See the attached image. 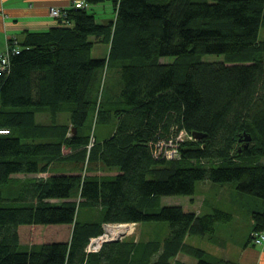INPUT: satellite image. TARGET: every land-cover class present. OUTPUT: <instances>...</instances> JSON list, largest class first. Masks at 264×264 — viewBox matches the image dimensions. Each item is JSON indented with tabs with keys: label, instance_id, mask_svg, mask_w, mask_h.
Returning <instances> with one entry per match:
<instances>
[{
	"label": "trees",
	"instance_id": "16d2710c",
	"mask_svg": "<svg viewBox=\"0 0 264 264\" xmlns=\"http://www.w3.org/2000/svg\"><path fill=\"white\" fill-rule=\"evenodd\" d=\"M83 1L8 42L0 264H239L192 243L224 247L231 232L218 228L229 210L161 198L193 196L198 181L229 185L251 200L247 241L264 231V0ZM106 2L112 17L102 21L93 5ZM100 43L104 56L95 57ZM112 77L109 98L102 81ZM145 221L167 230L86 249L104 223ZM38 224L72 227L67 239L22 243L19 227Z\"/></svg>",
	"mask_w": 264,
	"mask_h": 264
},
{
	"label": "rangeland",
	"instance_id": "374dc122",
	"mask_svg": "<svg viewBox=\"0 0 264 264\" xmlns=\"http://www.w3.org/2000/svg\"><path fill=\"white\" fill-rule=\"evenodd\" d=\"M108 4L107 2L105 3ZM98 6H101L97 4ZM101 8V7H98ZM108 13L106 17H112L111 7L108 5L104 10ZM259 38H264V26L259 28L258 32ZM208 59L216 58L215 55H208ZM212 58V59H213ZM108 79V78H107ZM117 81L109 79L108 81L103 79L102 86H104L103 93L109 94L108 97L112 96L114 93ZM111 95V96H110ZM38 118L46 120L47 117L44 113L38 115ZM61 120L67 121L66 115L60 117ZM89 122H93V116L89 117ZM179 136L185 137L184 133H181ZM174 147V146H172ZM100 172V171H99ZM46 174H36L35 176H45ZM34 176V175H33ZM14 178H23L24 175L18 174L14 175ZM195 195H164L161 198V203L165 205L169 204H178L181 205L185 210L204 211L210 205H216V207L229 210L232 214V217L237 218L238 220L244 223L245 218L248 213V205L251 202L250 198L246 196H241L237 194L229 185H220L219 183H208L204 181H198L196 183ZM158 225H157V224ZM233 224L231 227L232 234L229 236L227 244H231L233 249L240 247L246 243L247 234L245 225ZM111 225H118V223H107ZM132 224V230L126 232L122 235V238L128 237H139V236H151L155 235L157 231H162L164 233L167 230V224L165 222H139V223H128ZM71 225L67 224H47V225H22L19 227V234L22 243H42L50 240H61L69 236ZM104 231V225H103ZM199 246L205 247L207 249H213L209 246L210 243H207L205 239L199 237H193ZM261 249H263L261 247ZM264 250V249H263ZM209 251V250H207ZM210 252V251H209ZM232 252V251H227Z\"/></svg>",
	"mask_w": 264,
	"mask_h": 264
},
{
	"label": "crops",
	"instance_id": "0c3cea01",
	"mask_svg": "<svg viewBox=\"0 0 264 264\" xmlns=\"http://www.w3.org/2000/svg\"><path fill=\"white\" fill-rule=\"evenodd\" d=\"M73 1L75 0H0V53L4 52L8 48V42L12 37L18 38L20 40L23 37L25 30L41 31L47 29L51 25H54L56 23V19L51 16L49 11L50 8L52 6L58 8H67L72 4ZM99 5L101 6L93 5V9L97 12L96 14L98 18L102 21L110 20V17H106L108 16V13L104 11L106 7L108 8L109 4ZM105 48L106 47L101 43L96 44L92 48V55L95 57L104 56V52L106 50ZM207 209L208 207L204 210ZM246 214L247 216L244 223L241 221V219L238 220L237 218L232 217L229 222L222 224V226L218 228L219 233L225 235L226 232L228 233V231H230L232 234V225L243 223L245 225V232L248 238L251 232L250 229L252 221L248 213ZM139 237L134 238L137 239ZM192 243L198 245L194 240H192ZM207 243H210L209 246L213 248L207 249L211 253L218 256L231 258L239 264H264V250L261 249V247L253 245L252 242L249 240L247 241V239L246 243L240 247H237L236 249H233L231 244H226L224 247H220L211 242ZM175 258L187 263L194 262L191 257L182 253H178Z\"/></svg>",
	"mask_w": 264,
	"mask_h": 264
},
{
	"label": "built area",
	"instance_id": "2783aa9c",
	"mask_svg": "<svg viewBox=\"0 0 264 264\" xmlns=\"http://www.w3.org/2000/svg\"><path fill=\"white\" fill-rule=\"evenodd\" d=\"M73 2L75 4V6L85 5V2L83 0H75ZM49 11H50V14L52 17H58V16H61L62 14H64V12L62 11L61 8L54 7V6H52ZM15 49L16 48H14V50ZM8 52H9V46L4 52L0 53V69H4L5 66L8 64V57H7ZM4 132H7V130L0 129V133H4ZM176 153H177L176 148L172 147V145H170L169 147L164 149V154L167 157H173ZM120 224H124V223H118V225H120ZM103 225H104V231L100 235L92 237L90 239V241L86 247L87 250H97L100 247V245L104 241H107V239H109L110 237H116L117 236L118 239L122 238V235L124 233L123 234L119 233L115 236H111V235L107 234L106 225H111V224L104 223ZM112 226H116V225H112ZM252 243L255 246L262 247L264 249V231L253 232L252 233Z\"/></svg>",
	"mask_w": 264,
	"mask_h": 264
},
{
	"label": "bare ground",
	"instance_id": "6f19581e",
	"mask_svg": "<svg viewBox=\"0 0 264 264\" xmlns=\"http://www.w3.org/2000/svg\"><path fill=\"white\" fill-rule=\"evenodd\" d=\"M132 224L124 223L116 226L106 225L107 234L115 236L119 233H126L132 230Z\"/></svg>",
	"mask_w": 264,
	"mask_h": 264
},
{
	"label": "water",
	"instance_id": "95a60500",
	"mask_svg": "<svg viewBox=\"0 0 264 264\" xmlns=\"http://www.w3.org/2000/svg\"><path fill=\"white\" fill-rule=\"evenodd\" d=\"M201 136V134L200 133H198V132H193V137H195V138H199ZM245 140H249V138H250V136L249 135H245ZM121 234H123V233H121ZM116 239H118V237L116 236V237H110L109 239H107V241H109V240H116Z\"/></svg>",
	"mask_w": 264,
	"mask_h": 264
}]
</instances>
